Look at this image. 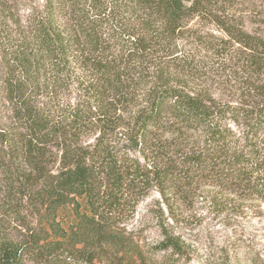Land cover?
<instances>
[{"label": "trees", "instance_id": "trees-1", "mask_svg": "<svg viewBox=\"0 0 264 264\" xmlns=\"http://www.w3.org/2000/svg\"><path fill=\"white\" fill-rule=\"evenodd\" d=\"M263 16L264 0H1L0 264H120L151 188L170 213L199 189L264 202ZM210 17L241 46L214 49L244 76L229 99L181 53Z\"/></svg>", "mask_w": 264, "mask_h": 264}, {"label": "rangeland", "instance_id": "rangeland-1", "mask_svg": "<svg viewBox=\"0 0 264 264\" xmlns=\"http://www.w3.org/2000/svg\"><path fill=\"white\" fill-rule=\"evenodd\" d=\"M244 25L246 29L252 26L246 19ZM189 26L197 39L183 41L181 53L190 59L188 65L193 74L199 72L202 76L197 83L210 87L221 97H234L244 85L243 73L234 59L217 56L220 52L216 50L225 46L241 50V46L233 45L211 17L195 18ZM209 192L199 189L187 203L175 198L170 213L157 189H149L123 224L138 253L122 256L120 264H264V202L228 204L222 200L227 196L217 189L211 201ZM218 196L222 197L217 199ZM67 215L65 221L69 219ZM15 228L5 227L14 230L12 235L17 237L19 229ZM164 228L182 242L179 253L161 249Z\"/></svg>", "mask_w": 264, "mask_h": 264}]
</instances>
